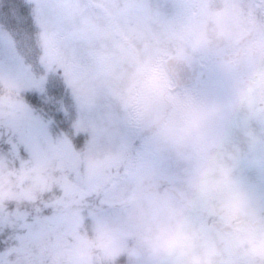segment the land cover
<instances>
[{"label":"rangeland","instance_id":"rangeland-1","mask_svg":"<svg viewBox=\"0 0 264 264\" xmlns=\"http://www.w3.org/2000/svg\"><path fill=\"white\" fill-rule=\"evenodd\" d=\"M5 1L0 28L15 46L1 40L4 79L44 81L89 140L55 152L63 139L28 114L52 158L34 176V157L10 159L0 202L19 183L35 198L47 176L62 197L90 190L98 205L60 223L25 221L3 264H101L127 250L130 264H264V0H19L24 14ZM30 22H40L36 38ZM178 57L202 70L184 90L170 67ZM20 112L18 99L0 98L6 125ZM4 133L9 147L20 141L17 126ZM97 149L107 153L94 158ZM221 184L242 196L227 213L226 201L208 200ZM62 231L66 242L49 239Z\"/></svg>","mask_w":264,"mask_h":264},{"label":"trees","instance_id":"trees-1","mask_svg":"<svg viewBox=\"0 0 264 264\" xmlns=\"http://www.w3.org/2000/svg\"><path fill=\"white\" fill-rule=\"evenodd\" d=\"M7 4L12 5L14 8L19 10V13L24 14L26 10H29V7L26 2H22L19 0H6ZM35 24L38 25L39 28L40 22H30L29 24L23 26L26 27V30L29 32L32 38H36L37 30H35ZM4 33L2 37H0V44L5 47V43L7 44L6 38L12 43L10 47L14 45V43L10 40V32H5L0 28V33ZM8 46V45H7ZM15 46V45H14ZM90 46L86 45V48ZM9 48V47H8ZM5 50H7L5 48ZM131 56V54L129 53ZM12 68V63L9 59H5V57H0V98H10L11 101L18 99L19 106L21 108V112L15 114V116H8L7 125L3 120L0 119V195L3 191L1 186L5 187V185L9 182L7 180V172L6 166L10 159H14V157H19L20 159L25 158H35L34 166H32L27 174L33 175L36 171L40 172L48 166L51 161V158H48V155H44L42 152V147L40 146V124L30 125L28 126L29 120L27 119V115L31 114L35 117L47 118L46 121L50 123L51 130L56 137H60L63 139L64 144L59 145V147L55 150V152H66L68 147L65 143H69L73 149L85 148L87 143V136L85 133H78L74 131L73 123L71 120V116L68 112L63 111L62 99L59 100L56 97L57 91L48 90V87L42 82H34V81H25L23 86H19L20 80H17L13 77H8L7 80L4 79V74L2 69ZM10 74H13V71H10ZM9 81V82H7ZM27 84V85H26ZM97 91H92V95H94ZM95 96V95H94ZM21 104V105H20ZM260 103H256L254 105L255 108H259ZM26 123H25V122ZM15 126L18 127L20 135V141H17V135L14 134L13 138L15 140V146L9 147L5 144L4 141V131L12 132L15 130ZM30 130H33L37 134L35 135L34 141L30 145L31 147L25 148L26 139L30 137L28 133ZM103 147H106V140L103 143ZM104 152L101 149H97L95 152V157H103ZM52 176L53 174H48ZM46 181V185L42 189V193H37L35 198H29L23 195L20 191L19 187L22 186V183L14 187V189L9 193L11 196H16L14 200H10L8 196H5L3 200H7L4 202H0V264H3L6 260H11V258L6 255V252L12 248L17 242V237L22 236L24 234L23 223L27 220L34 219H44L43 217L47 216V218L57 219L58 223H60L63 215L66 213H73L77 210V208H81L84 206L90 207L92 205H98V196L97 192L93 193L90 190L84 193V195H72L62 197L60 189L56 184V180L50 181L47 176L42 177ZM52 178L55 179L53 175ZM230 183L228 184V186ZM2 187V188H3ZM226 185L215 186L213 189H210L208 200L211 198L213 200H224L226 201V197H230L231 200H235L236 203L240 201L241 197L239 193L237 194V190H229V193L226 192ZM234 189H236L234 187ZM233 191V192H231ZM236 193V196L234 195ZM215 196L221 197L215 199ZM224 196V197H223ZM66 200V201H64ZM62 201V202H60ZM62 205L66 206L63 210ZM63 213V215H61ZM238 214V212H235ZM22 226V227H21ZM52 222L49 223V227H52ZM58 229H60V224L57 225ZM18 230V234L15 230ZM66 234L62 231L60 234H55L54 237H49V239L56 240L57 238L63 237V240L66 242ZM30 239V238H26ZM47 239V237L42 238ZM47 239V240H49ZM11 255V254H10ZM9 255V256H10ZM63 259L62 262L63 263ZM128 256L119 255L110 261H103L101 264H127Z\"/></svg>","mask_w":264,"mask_h":264},{"label":"water","instance_id":"water-1","mask_svg":"<svg viewBox=\"0 0 264 264\" xmlns=\"http://www.w3.org/2000/svg\"><path fill=\"white\" fill-rule=\"evenodd\" d=\"M173 67L179 72L181 80L184 83H187L190 79H192L198 71V64L188 60H177L173 63Z\"/></svg>","mask_w":264,"mask_h":264},{"label":"clouds","instance_id":"clouds-1","mask_svg":"<svg viewBox=\"0 0 264 264\" xmlns=\"http://www.w3.org/2000/svg\"><path fill=\"white\" fill-rule=\"evenodd\" d=\"M230 197H226V202H225V205H224V211L227 213L230 211V207H229V201H230Z\"/></svg>","mask_w":264,"mask_h":264},{"label":"flooded vegetation","instance_id":"flooded-vegetation-1","mask_svg":"<svg viewBox=\"0 0 264 264\" xmlns=\"http://www.w3.org/2000/svg\"><path fill=\"white\" fill-rule=\"evenodd\" d=\"M174 74H175L176 82L178 84V82H179L178 74L175 72H174ZM195 79H196V77H195ZM195 79L193 81H191L188 85H185L184 87L190 86L195 81ZM184 87L182 86L181 88H184ZM177 88H180V86L177 85Z\"/></svg>","mask_w":264,"mask_h":264}]
</instances>
